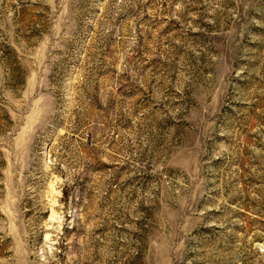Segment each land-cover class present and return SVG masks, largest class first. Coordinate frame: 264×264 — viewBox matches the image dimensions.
Instances as JSON below:
<instances>
[{"label": "rangeland", "instance_id": "rangeland-1", "mask_svg": "<svg viewBox=\"0 0 264 264\" xmlns=\"http://www.w3.org/2000/svg\"><path fill=\"white\" fill-rule=\"evenodd\" d=\"M0 264H264V0H0Z\"/></svg>", "mask_w": 264, "mask_h": 264}]
</instances>
